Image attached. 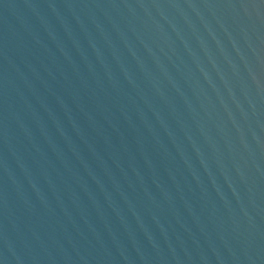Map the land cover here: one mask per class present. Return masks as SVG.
Returning a JSON list of instances; mask_svg holds the SVG:
<instances>
[{
  "label": "water",
  "instance_id": "95a60500",
  "mask_svg": "<svg viewBox=\"0 0 264 264\" xmlns=\"http://www.w3.org/2000/svg\"><path fill=\"white\" fill-rule=\"evenodd\" d=\"M0 264H264V0H0Z\"/></svg>",
  "mask_w": 264,
  "mask_h": 264
}]
</instances>
